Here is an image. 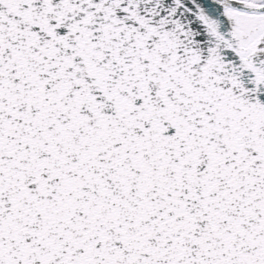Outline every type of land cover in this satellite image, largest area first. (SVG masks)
<instances>
[{"label": "snow or ice", "instance_id": "1", "mask_svg": "<svg viewBox=\"0 0 264 264\" xmlns=\"http://www.w3.org/2000/svg\"><path fill=\"white\" fill-rule=\"evenodd\" d=\"M0 264H264V0H0Z\"/></svg>", "mask_w": 264, "mask_h": 264}]
</instances>
